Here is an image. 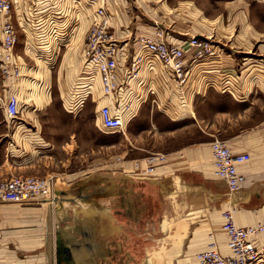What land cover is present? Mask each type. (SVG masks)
Segmentation results:
<instances>
[{"label":"rangeland","instance_id":"374dc122","mask_svg":"<svg viewBox=\"0 0 264 264\" xmlns=\"http://www.w3.org/2000/svg\"><path fill=\"white\" fill-rule=\"evenodd\" d=\"M19 1L14 0V3L18 5ZM178 1L139 0L138 12L143 15L142 22L148 25L159 23L163 28L185 24L189 32L194 33L196 28L192 20L201 13L195 8L204 9L208 16L216 19L214 30L207 36L215 45L227 43L229 50L236 51L237 71H223L224 52L216 49L214 55L194 63H208L205 73L199 75V82L197 77L191 79L190 76L186 84L175 80V86L185 95L191 89L192 94L194 90L203 91L198 88V84L204 79L207 84L215 81V85H207L210 91H214L204 98L203 106L199 107V116L204 121L184 119L187 111L168 106L172 114L166 110L169 109L166 106L161 109L158 105L147 107L135 121L133 117L136 111L133 107L122 105L127 121L117 131L104 127L99 118L102 105L108 104L115 108L119 104L100 90L98 75L93 82L95 93L87 94L80 106H73L78 100L77 89L86 86L81 81L87 77L82 72L87 31L94 21L99 20L98 8L103 1H22L25 17H21L22 23L16 22L21 38L15 49L20 75L11 77L8 85H3L0 77V114L5 113L3 105L12 95L17 96L20 107L14 129H11L9 136L0 139V181L23 175H56L70 181L96 170L140 174L143 168L149 171L153 166L155 169L152 157L158 153L165 154L197 142H207L210 148L215 140L228 144V139L240 128L238 119L243 118L246 124L249 113L244 104H238L233 99L246 97L241 87V71L247 64L253 66L251 74L260 72L264 75L263 67L254 66L256 60H264V0H183L191 3H188L189 9L185 11L189 17L184 16L180 20H185L183 23L178 18L177 22L171 18L180 13L178 9H173L179 7ZM71 5L75 15L73 24L69 22ZM86 10H89V16ZM247 21L259 33L250 28L252 34L247 35ZM160 30L158 34L166 33ZM136 48L141 47L137 45ZM47 60H54L51 69L45 66ZM150 60L157 72L165 69L173 75L172 70L161 62L153 58ZM62 68H65L67 75ZM225 77L231 81L229 90H224ZM256 81H264V77L260 76ZM47 87H50L48 92Z\"/></svg>","mask_w":264,"mask_h":264},{"label":"crops","instance_id":"0c3cea01","mask_svg":"<svg viewBox=\"0 0 264 264\" xmlns=\"http://www.w3.org/2000/svg\"><path fill=\"white\" fill-rule=\"evenodd\" d=\"M22 1L18 2L20 6L14 3L11 18L18 32L16 22L22 23L21 17H25V10L21 7ZM104 2L109 13L111 31L122 42L127 39L130 42L131 38L140 36L156 38L158 37V29H161L166 32V39L169 42L184 44L192 36L209 38L207 35L215 27L214 22L216 19L208 16L202 8H195L197 11L200 10L201 13L192 20L196 30L194 33H190L188 25L185 24L163 28L159 23L148 25L142 22L143 15L138 12L140 8L138 6L139 0H104ZM178 3L180 4L179 7L173 9H178L180 13L171 16L176 22L177 18L180 21L184 16L189 17L185 11L189 9L188 3L190 2L180 0ZM102 6L103 3L100 7ZM167 6H169L168 3ZM18 9H21V11H18ZM69 11L71 12L69 22L71 21L73 24V5L70 6ZM86 12L89 16V10H86ZM65 18H67V15ZM184 21L180 22L183 23ZM2 23L3 19L1 18V34ZM218 26L221 27V25ZM250 28L259 33L255 26L247 21L245 29L247 35L252 34ZM2 40L3 35L0 38L1 42ZM250 41L254 43V41ZM262 46H264V42ZM131 47L132 45H129L128 49L131 50ZM216 47L224 52L223 71L224 69L236 70V51L234 49L229 50L227 43L223 42L217 43ZM132 53L130 52V56L127 52L124 53L125 56L122 58L124 65L130 64ZM15 54L17 56L16 50ZM52 56L55 57V55ZM127 56L129 57L126 58ZM190 58L191 55L188 54L190 78L195 79L197 77L198 81L202 73H205L208 63L194 64ZM49 60L45 65L47 69H51L54 63V60ZM211 64L214 65V62ZM255 65L264 68V60H256ZM252 67L246 64L245 69L241 71V87L243 95L246 97L233 98L238 104H244L249 112L245 119L246 124L243 118L240 117L238 119L240 128L228 139V145L234 153H248L251 157L248 162L239 165V171L245 176V183L240 190L231 192L227 184L217 177L213 165L212 150L207 142H197L178 150H170L165 154L153 155V157H162V159L154 162V172L148 176L159 178L172 175L176 178V189L171 190L167 195L168 198H173V200H171L172 198L166 200L165 206L167 208L157 200V203H159V206H163V209L158 212V206L150 210L148 215L144 209L148 208V203L152 205L155 201L149 196L142 198L137 203L138 208L135 210L136 216L140 215L141 220L136 222H138L137 226L140 225V222L142 225L145 223L149 231L152 232L162 231L164 225L167 234L170 233V237H174V239L183 235L182 255L173 264H197V254L206 250L212 240L217 243L223 255H231L228 237L223 228V214L227 210L233 212L234 219L239 226L255 225L264 220V81H256L258 77H264V75L260 72L251 74L250 69ZM62 71L67 75L65 68H62ZM210 73L212 72L210 71ZM0 77L3 85H8L11 81V77L6 78L2 70H0ZM95 77L94 75L90 78L86 86L77 89L78 100L73 106H80L89 91L95 93L96 86L93 83ZM175 80L165 69L157 72V68L155 69L154 66H144L139 73V77L131 81V90L122 95L126 97L128 104L136 111L133 117L134 120L138 121L139 116L147 107L158 105L161 109L166 106L169 108L166 110L170 113H172L171 107L187 111L184 119L204 121V118L199 116V107L203 106L204 98L211 91H214H210L207 85H215V81H210L207 84L204 79V82L198 84V88L203 91L195 92L194 90L192 94L193 89H191L185 95L184 91L181 93L175 86L177 83ZM195 84L192 83L193 86ZM230 84V78L225 77L224 90H229ZM100 85V90L103 92L101 82L99 87ZM82 88H88V90ZM49 89L50 87H47L46 91L48 92ZM236 95L239 96L238 92H236ZM14 126L15 120L9 119L5 113L0 114V139L9 136V132L14 129ZM144 169L146 168H143V172L137 175H144L147 171ZM42 177H53L54 182L57 178H61L66 182L78 179L67 181L56 175H43ZM153 212L155 214L151 215ZM0 264H56L55 209L53 203L44 202L26 205L4 203L0 205Z\"/></svg>","mask_w":264,"mask_h":264},{"label":"built area","instance_id":"2783aa9c","mask_svg":"<svg viewBox=\"0 0 264 264\" xmlns=\"http://www.w3.org/2000/svg\"><path fill=\"white\" fill-rule=\"evenodd\" d=\"M102 1L103 6L98 9L99 20L94 21L87 31L83 51L85 63L82 69L83 75L87 77L81 83L87 85L90 78L94 75L99 76L104 94L110 96L115 100L114 103L119 105L115 108L108 104L102 105L98 115L104 127L117 131L122 129L127 121L121 109L122 105L130 106L126 97L121 94H127L131 90V81L139 77L144 66L153 67L151 58L170 68L172 76L180 84H186L190 76L188 54L191 55V62L195 63L214 55L217 47L208 37L192 36L184 44H178L169 42L163 33L157 34L156 38L140 36L131 38L130 42L129 39L122 42L111 31L109 13L104 0ZM13 9L14 0H0V17L3 19L0 59L1 70L6 78L20 75V66L15 54L20 34L11 20ZM129 45H132L131 50L128 49ZM137 45L141 48L137 49ZM125 52L129 56L130 52H133L129 65L122 63ZM3 107L9 119L15 120L19 117L20 107L17 96L12 95L8 98ZM211 150L217 177L227 184L231 192L240 190L245 183V176L239 171V165L248 162L250 155L234 153L222 140L213 141ZM152 159L154 164L162 157L154 156ZM153 170L152 166L144 175H149ZM53 199V177L15 176L0 181V205L53 203ZM223 217V228L228 237L231 255H223L217 243L212 240L206 250L197 254V264H264V220L255 225L239 226L231 210L225 211Z\"/></svg>","mask_w":264,"mask_h":264},{"label":"water","instance_id":"95a60500","mask_svg":"<svg viewBox=\"0 0 264 264\" xmlns=\"http://www.w3.org/2000/svg\"><path fill=\"white\" fill-rule=\"evenodd\" d=\"M175 179L121 170H96L72 182L57 178L56 264H173L182 255L183 235L170 237L164 225L159 232L149 231L145 223L137 226L141 216L135 210L147 196L155 201L144 207L147 215L159 206L157 200L166 207Z\"/></svg>","mask_w":264,"mask_h":264},{"label":"bare ground","instance_id":"6f19581e","mask_svg":"<svg viewBox=\"0 0 264 264\" xmlns=\"http://www.w3.org/2000/svg\"><path fill=\"white\" fill-rule=\"evenodd\" d=\"M137 79V78H136ZM133 81V80H132Z\"/></svg>","mask_w":264,"mask_h":264},{"label":"flooded vegetation","instance_id":"af4514ba","mask_svg":"<svg viewBox=\"0 0 264 264\" xmlns=\"http://www.w3.org/2000/svg\"><path fill=\"white\" fill-rule=\"evenodd\" d=\"M122 218H123V216H122Z\"/></svg>","mask_w":264,"mask_h":264}]
</instances>
